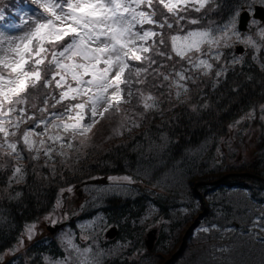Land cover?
Returning a JSON list of instances; mask_svg holds the SVG:
<instances>
[{"label":"snow or ice","instance_id":"6c2138e0","mask_svg":"<svg viewBox=\"0 0 264 264\" xmlns=\"http://www.w3.org/2000/svg\"><path fill=\"white\" fill-rule=\"evenodd\" d=\"M260 2L264 5V0ZM252 3L233 0L226 17H213V13H221L223 0H0V157L15 161L8 187L25 180L26 169L20 163L26 159L24 151L31 154L32 161L43 157L44 167L49 162L54 165L56 156L67 163L72 158L70 152L79 153L87 146V133L99 123L97 117L102 119L113 109L120 112V105L131 104L137 95L145 113L157 109V97L135 87L146 84L149 76L161 78L153 87L164 82L169 89L175 87L179 99L189 91L187 82L196 81L190 72L212 75L215 86L235 65L244 64V55H233L229 60L223 51L236 45H242L241 51L250 54L264 72V23L255 17ZM246 11L252 19L241 28ZM165 68L171 71H163ZM41 88L48 92L44 106L37 111L47 115L38 118L30 109L37 108L32 101ZM57 105L64 110L48 112ZM131 111L133 116L125 119L138 127L134 117L144 113L136 112L135 107ZM256 119L264 122V103L252 106L229 129ZM29 122L30 127L22 128ZM41 127L43 130L37 131ZM50 128L55 131L50 132ZM0 167H8L7 162ZM51 170L56 172L54 166ZM107 181L97 188L94 201L107 194H128L132 191L128 186L138 182L129 175H110ZM72 190L61 189L56 206L45 217L50 225L59 222L53 217L56 208L63 206L60 197ZM21 195L20 191L10 192L9 199ZM149 217L150 213L139 222L143 224ZM0 221L7 223V218L0 217ZM38 223L25 221L7 254L14 255L25 247V237L33 239ZM78 227L82 230L80 239L91 243L80 245L72 233H65L61 245L64 254L56 258L42 254L41 264H103L106 253L94 246V237L97 231L107 232L113 226L100 214ZM213 230H219L215 224H201L198 229L206 234ZM246 234L264 243V212L252 220ZM117 245L128 246L120 241Z\"/></svg>","mask_w":264,"mask_h":264},{"label":"trees","instance_id":"16d2710c","mask_svg":"<svg viewBox=\"0 0 264 264\" xmlns=\"http://www.w3.org/2000/svg\"><path fill=\"white\" fill-rule=\"evenodd\" d=\"M223 2L221 13H213V17L227 16L233 0ZM255 5L264 7L260 0H253L252 8ZM232 51L225 50L228 54ZM155 58L161 60L159 56ZM244 59V64L235 65L215 86L212 75L200 80L199 74H195V83L188 81L189 91L179 99L175 87L169 89L168 82L153 87L161 78L154 80L149 76L146 84L135 87L156 96L159 107L145 113L137 95L132 104L139 113H144L138 127L122 131L121 135L118 131L107 133L106 142L99 140L101 149L91 147L88 154L70 152L72 158L67 163H61V157L56 156L54 165L49 162L44 167L43 159L32 161L31 154L24 151L26 159L20 163L26 169L25 180L13 183L11 188L8 177L15 161L0 159V164H8L6 168L0 167V217L7 218V223L0 221V253L16 244L25 221H40L52 213L61 189L76 187L79 191L90 187V182L96 180L91 177L102 180L110 175H129L138 181L134 194L104 195L89 212L91 216L102 214L118 228V236L112 241H107L101 231L94 237V246L106 253L103 264H164L173 255L167 264H264V243L246 234L252 220L264 212V122L256 119L253 123L260 133L255 143L250 144L248 157L227 149L225 142L229 125L252 106L264 103V72L250 54H244ZM234 88L237 90L233 91ZM47 92L41 88L34 100L37 108L30 109L38 118L47 115L37 111L44 106ZM127 106L120 105V112L111 110L100 123L116 124ZM63 110L62 105H57L48 112ZM31 123L23 124L22 128L30 127ZM250 125L245 123L243 129ZM246 141L243 136L241 142ZM53 166L55 173L51 170ZM196 183L204 184L194 190ZM15 191L22 195L9 199V193ZM60 198L63 201V196ZM149 213V219L141 224L140 219ZM201 224H215L219 230L206 234L198 231ZM149 226L157 229L156 244L151 251L144 244ZM117 241L128 246L121 247ZM76 243L84 245L91 241L76 239ZM61 245L52 236L39 238L26 252H18L0 264H33V261L41 264L42 254L62 256Z\"/></svg>","mask_w":264,"mask_h":264},{"label":"rangeland","instance_id":"374dc122","mask_svg":"<svg viewBox=\"0 0 264 264\" xmlns=\"http://www.w3.org/2000/svg\"><path fill=\"white\" fill-rule=\"evenodd\" d=\"M227 51L228 49H224L223 51ZM233 55H235L233 53V51L228 54V56L232 57ZM177 67H179V65H177ZM168 71H171L168 70ZM197 74L195 71L190 72L189 75H194ZM211 76V75H210ZM202 76L199 75L198 79L201 80ZM34 103V101H32ZM135 107V111L138 112L136 110V105L135 104H128V106L124 109V112L122 113V117L120 118V120L116 123V124H110V125H102L100 123L101 118L97 117V119H99V123L98 124V128L96 129L97 124H95V126L91 129L90 132L87 133V146L83 147L81 149V153L83 154H88V151L90 150L91 147H93V149L96 147H98L99 149L102 148V145L99 143V140L102 139L103 143L106 142L108 135L107 133H113V132H117L118 131V135H121L123 132H126L129 128L133 127L132 126V120L131 119H125V116H129L132 117L133 116V112L131 111V109ZM135 121L136 123H140L142 120L141 116H135ZM59 123V121H58ZM252 124L249 126V128L247 130L243 129L244 124ZM253 123H255V120L253 121H245L244 123H242L241 125H238L236 128L233 129H228L227 130V134L225 137V142H226V146L227 149H235L236 153H238L241 157H248V155L250 154L249 152L251 151L250 149V144H254L257 137L259 136L260 130H258V126L256 127ZM102 125V126H101ZM43 127L37 129V131H42ZM50 132L55 131V129H49ZM123 131V132H122ZM107 134V136H106ZM241 135V136H240ZM243 136H246L248 141H246L245 143L241 142V138ZM116 137H120V136H116ZM74 143H78L74 142ZM90 152V151H89ZM3 157H0V159H2ZM42 159L44 160V158L42 157ZM97 180V179H96ZM99 181V179H98ZM97 181V182H98ZM95 182L93 184H90V187H85V188H81L83 195L85 197V203L84 206L82 208V210L80 212H77V215L75 216V220L72 222L74 223V227H72L71 225L69 226H65V227H61L58 228L57 231L54 234H50L47 231V226H49L50 224L48 223V221H45V218H42L39 223L38 226L36 228V235L33 237L32 240H28L25 237V247L21 248L19 251H17L14 255L11 254H7V251L4 252L5 254L0 257V262H3V260H6L8 258H11L15 255H17L18 252L20 253H24L26 252V249L29 245H31L35 240L39 239V238H47L48 236H52L53 240L57 241V243H61L62 242V237L64 236L65 233H72L73 238H74V242H76V239H80V236L82 235V230L78 227V225L85 223L86 221L91 220L93 217H97L98 215H100V213L98 215H94L91 216L89 212H92L96 206H98L97 202H100L103 200L102 198H99L98 200H93V196L97 195V188L103 185H106L108 183L107 178L104 177L100 182ZM92 186V187H91ZM94 186H96L94 188ZM132 189V191L128 194H121L125 197L131 196L132 194L135 193V188H136V184H132L130 186H128ZM72 192H67L66 193H73L76 189L72 188ZM65 192L63 194H65ZM69 197H67L66 199H64L63 202V206L59 209L60 211H64L67 210V207L69 206ZM91 204V205H90ZM80 206V204H79ZM65 214H67V218H65V215H63L61 217V219L59 220L58 216L53 217L56 220L59 221H64L67 220L69 218L68 213L66 212ZM90 215V216H89ZM79 217V218H78ZM45 221V222H44ZM59 223V222H58ZM153 226H149V228H151ZM148 228V229H149ZM147 229V230H148ZM92 230V229H89ZM145 230V231H147ZM102 234L104 235L105 232L101 231ZM84 241V240H82ZM141 252V250H139Z\"/></svg>","mask_w":264,"mask_h":264},{"label":"water","instance_id":"95a60500","mask_svg":"<svg viewBox=\"0 0 264 264\" xmlns=\"http://www.w3.org/2000/svg\"><path fill=\"white\" fill-rule=\"evenodd\" d=\"M254 15L257 19H259L262 23H264V8L261 7V6H255L254 9ZM252 17V15L250 16L247 12L243 13L242 14V17H241V21H240V27L241 28H246V22L249 21V19ZM242 49V46L238 45L235 47V53L237 54H242L243 51H241ZM200 184H204V183H196L195 186H194V190L196 189V187ZM82 205L84 206V203H82ZM83 207H80L78 209L77 212H80L82 210ZM76 213H74V215H70L69 218L65 221H62L61 223H57L55 225V227L53 228H48L50 230L51 233H54L58 228L64 226L65 224L69 223L72 218L74 216H76ZM156 229H152L150 230L147 234H146V239H145V246H146V249L147 250H152L153 249V246H154V242H155V239H156ZM117 235V229L116 227H112L111 230L107 231L105 233V237L108 238V239H113L115 236ZM175 255H173L171 257V259L174 257ZM171 259L167 260L164 264H167Z\"/></svg>","mask_w":264,"mask_h":264},{"label":"flooded vegetation","instance_id":"af4514ba","mask_svg":"<svg viewBox=\"0 0 264 264\" xmlns=\"http://www.w3.org/2000/svg\"><path fill=\"white\" fill-rule=\"evenodd\" d=\"M68 197L70 198L69 199V201H70L69 206L67 207V210H65V212L59 211V213L57 215L59 218H61L63 215H65L66 212L71 213L78 208L80 198L75 193H70Z\"/></svg>","mask_w":264,"mask_h":264}]
</instances>
